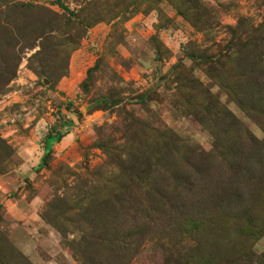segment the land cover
Here are the masks:
<instances>
[{"label": "rangeland", "instance_id": "1", "mask_svg": "<svg viewBox=\"0 0 264 264\" xmlns=\"http://www.w3.org/2000/svg\"><path fill=\"white\" fill-rule=\"evenodd\" d=\"M262 23L264 0H0V264L264 255L239 217L259 161L230 168L264 133L212 78L264 67ZM109 228L121 253H95Z\"/></svg>", "mask_w": 264, "mask_h": 264}, {"label": "trees", "instance_id": "2", "mask_svg": "<svg viewBox=\"0 0 264 264\" xmlns=\"http://www.w3.org/2000/svg\"><path fill=\"white\" fill-rule=\"evenodd\" d=\"M21 6L28 8L31 5L28 3H21ZM69 14H72L71 11H68ZM50 16V15H49ZM87 22V21H86ZM87 24L85 23V19L79 22V24ZM78 28V27H76ZM259 37L258 42L254 45L251 41L244 42V47L247 45H253L255 48L258 46H264V23L261 24L259 31H257ZM253 41V40H252ZM253 51V49H251ZM232 55H228L226 58L228 61L233 60ZM223 57V56H221ZM89 72V71H88ZM245 72V71H244ZM239 77L230 79L228 75L226 76L225 73L217 72L212 76L213 80L222 87L225 91H227L232 97L235 98L239 106L244 109L248 114L253 115L254 119L257 120L258 124L260 125L263 133H264V67L260 66L256 70L254 66H250V69H246V74H240ZM88 77V76H87ZM86 77V78H87ZM184 88L188 89V92L191 94L189 95L190 99H194L196 95H194V91L197 89L196 85L192 86H183ZM189 102H192L189 100ZM190 104V103H189ZM255 114V115H254ZM232 126V125H231ZM231 131V129H229ZM233 140V139H232ZM233 148L234 154L230 161V168L238 167V165H244L247 160H250L251 155H256L259 161L258 169L256 170V176L253 178L256 181L257 193H256V206L247 208L243 210L242 215L239 217H244V225L246 232L249 234H262L264 233V138L263 139H255L254 137L250 136L249 134L244 135L243 138L240 140H234ZM225 141L221 143L224 144ZM50 143L51 139L46 140V145L48 151L50 150ZM251 161V160H250ZM236 165V166H235ZM242 167L240 171H242ZM238 195V193H237ZM134 217H132L133 220ZM229 220H232V216H227ZM212 219H207V223H205L204 219L195 218L191 222L189 227L190 233L193 231L199 232L201 228L205 229V227L209 228L211 225ZM255 224H259L260 226H256ZM236 227L237 224H232ZM101 232V230H100ZM98 233V235L92 236L86 242L89 244H93V248L95 249V253H98L101 249L103 251L110 252L115 251L117 254L121 253V248L123 241L119 236L115 229L109 228L103 234ZM189 233V234H190ZM256 235V236H257ZM128 245L124 244L123 248L126 249ZM245 248V253L243 252L242 255L236 254H229L225 257H220L217 255H208L205 252H201L198 250L197 253H192L187 255L185 258L186 264H252L248 263L249 259L253 260V264H262V259H264V255L256 258V260L252 259L254 256L251 251ZM251 255V256H250ZM117 256H107L106 258H100L97 264H101L108 259V262L111 264H116Z\"/></svg>", "mask_w": 264, "mask_h": 264}]
</instances>
